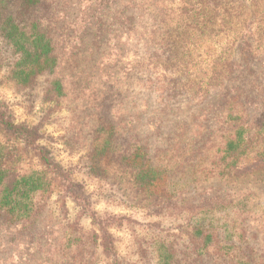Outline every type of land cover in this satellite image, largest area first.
I'll list each match as a JSON object with an SVG mask.
<instances>
[{
  "label": "rangeland",
  "instance_id": "rangeland-1",
  "mask_svg": "<svg viewBox=\"0 0 264 264\" xmlns=\"http://www.w3.org/2000/svg\"><path fill=\"white\" fill-rule=\"evenodd\" d=\"M213 6L218 9L214 19L208 15ZM105 9L111 12L104 16L107 25L116 19L108 48L97 51L100 61L95 54L88 64L83 53L74 65L79 46L73 34L93 10L100 15ZM130 13L135 23L123 18ZM32 21L41 24L30 30ZM13 23L29 35L38 27L56 26L60 64L50 74L53 64L48 63L33 86L15 85L7 66H0V102L9 106L16 123L38 129L40 145L84 187L91 210L127 221L110 228L115 255H104L91 214L61 191L53 175L44 174L36 150L0 130V155L10 167L21 175L40 172L52 181L47 200L42 199L44 221L32 231L7 228L0 217V264L51 263L60 257L67 264L115 259L177 264V257L183 260L190 250L188 230L198 214L222 233L223 247L239 240L241 247L254 250L255 262L264 264V171L232 178L221 174L224 164L218 163L230 124L220 97L223 85L231 81L248 97L264 95V0H34L29 5L0 0V49L6 57L13 51L3 33ZM157 49L161 63L151 60ZM177 51L185 53L183 58H175ZM61 69L73 74L63 72L64 79H57ZM55 80L63 82V95L47 101ZM257 103L249 111L254 117L264 108ZM122 133L149 146L160 182L147 191L137 187L136 167L124 159ZM198 205L202 210L193 208ZM38 241L48 242V256L26 248ZM229 251L237 254L233 248L218 253Z\"/></svg>",
  "mask_w": 264,
  "mask_h": 264
},
{
  "label": "trees",
  "instance_id": "trees-1",
  "mask_svg": "<svg viewBox=\"0 0 264 264\" xmlns=\"http://www.w3.org/2000/svg\"><path fill=\"white\" fill-rule=\"evenodd\" d=\"M24 1L29 5L34 0ZM109 5L112 4H107L105 7ZM217 10L216 6L208 10L210 18H215ZM209 11L213 14L211 15ZM110 13L106 12L105 9L102 14L98 15L93 10L91 12L92 15L88 19L81 20L82 26L78 28L76 34H73V44L75 47L79 46V49H74L75 55L73 56L78 58L77 61L76 59L74 60V65L79 63L78 60L83 53L87 55L84 61H88V64H91V60L94 59L95 54L96 56L101 54V52L97 54L99 48L103 49L104 52L108 48V44L110 43V35L108 32L113 23H116V19L110 25L105 23L107 18L104 16ZM123 18L135 23L133 21L135 18L131 13L128 15L123 14ZM38 22L32 21L30 23V30H35L41 24ZM56 28V26L50 29L38 27L36 32L32 31L31 35H29L30 33L28 34L19 25L13 23L9 31L6 34L3 33L4 42H8L12 46L13 55L10 54L9 57H6L3 52L1 53L0 49V66H7L9 73L15 78V85L19 86L24 83V86H33L35 79L48 70V63L53 64L50 74L56 73L59 67L58 65L60 64L57 62L58 55L56 53L57 48L54 39V30ZM195 28L201 29L199 26ZM176 44L178 47V42L176 43V41L172 45L176 46ZM179 47L184 48V45L181 44ZM159 54H161L160 49L155 50L151 56V60L161 63ZM184 55L185 53L179 56L177 51L175 58H183ZM7 60L10 63L4 64ZM98 60H101V55ZM168 60L169 57L167 58ZM65 69L59 71L57 79H64L63 72H67L66 74L69 75L73 74L72 69L68 71ZM63 85L62 81H51L46 96L47 101H59L60 96L63 95ZM223 86V95L220 97L224 105L223 113L225 110L226 120L230 124L226 129L227 137L224 143V150L218 160L219 164H224V171L221 174L237 178L262 172L264 171V108L262 113L257 117H254V114L251 115L249 111L254 108L253 106L258 105L257 102H261L264 105V95L258 94L261 98L257 97V95L248 97L245 95L247 91H244L243 87L233 85L231 81H229L228 85L224 84ZM253 86L254 89L252 88V90L260 92L258 90L261 89L259 86ZM248 90L251 91V88ZM118 123V126H121L119 119ZM0 130L5 136L7 135L15 141H21L26 146H31L32 149L36 150L45 168L44 174L46 173V176L49 173L53 175V179L58 180L61 191L69 195L82 211L89 212L93 221L99 226L101 237L98 239L102 253L109 256L115 255L116 239L110 232V228L123 226L124 221H127L126 217L99 214L91 210L84 187L75 183L71 178L70 172L53 161L46 148L40 145L41 135L38 129L29 127L23 123H16L9 106L5 102H0ZM122 136H124L123 133L119 138L123 139L126 143L125 150L122 151L125 154L124 159L127 160L128 164L136 167V172L133 173L134 182L140 191H147L155 185L154 182L157 183L158 180L160 182V173L158 170H153L151 166L153 159L149 155V146L137 142L136 137H126L127 139H125ZM130 138H133L132 141ZM8 160L3 159L0 155V217L4 218L7 228L12 229L11 227H16L19 229V232L23 230L32 231L38 223L44 221L42 217L46 216L43 214L46 205L42 203V199L45 198L47 200L46 195L49 193L52 181H46L45 179L47 177L43 176V173L40 172L21 175L16 172L14 167L8 165ZM201 206L198 205L193 208L202 210ZM199 215H197L195 223L188 230L189 236L187 239L191 246L190 250L184 251L185 258L183 260L177 257V264H215L214 262H219V264H258L254 259V250L250 249L248 245L241 247L239 240L233 241L229 247H223L221 243L223 241L219 238L222 233L211 224L206 223L207 218L204 215ZM44 228L45 232L46 229L49 230L47 225ZM44 234L43 238L45 239L47 232ZM93 240L97 243V235H93ZM49 246L47 241H38L35 243L31 242V245H27L26 248L32 252L42 253L48 256L46 249ZM229 248L236 249L237 254L231 255L230 251L221 254L218 253V251L224 249L230 250ZM32 259L29 258L28 261ZM41 264L67 263L60 257L54 262L50 263L47 259ZM112 264L121 263L115 259Z\"/></svg>",
  "mask_w": 264,
  "mask_h": 264
}]
</instances>
